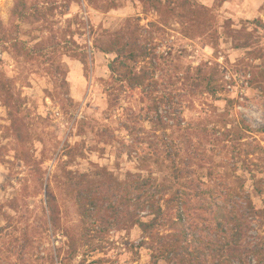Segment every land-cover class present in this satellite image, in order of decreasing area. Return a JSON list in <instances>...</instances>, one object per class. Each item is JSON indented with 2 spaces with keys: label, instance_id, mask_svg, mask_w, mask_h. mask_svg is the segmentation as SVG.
<instances>
[{
  "label": "rangeland",
  "instance_id": "374dc122",
  "mask_svg": "<svg viewBox=\"0 0 264 264\" xmlns=\"http://www.w3.org/2000/svg\"><path fill=\"white\" fill-rule=\"evenodd\" d=\"M125 43L148 54L145 89L122 88L97 48ZM72 183L97 203L87 217ZM220 210L241 228L234 254ZM155 216L178 251L135 225ZM83 233L94 252L72 257ZM188 253L264 264V0H0V264Z\"/></svg>",
  "mask_w": 264,
  "mask_h": 264
},
{
  "label": "trees",
  "instance_id": "16d2710c",
  "mask_svg": "<svg viewBox=\"0 0 264 264\" xmlns=\"http://www.w3.org/2000/svg\"><path fill=\"white\" fill-rule=\"evenodd\" d=\"M13 15L17 18L23 17V15L19 12V6H16L13 10ZM17 45V44H15ZM115 47L114 45H112ZM129 47V49H128ZM101 52L108 54L113 53L115 54V59L109 64V69L113 76H115L117 82H119L122 86V88H126L127 90H137V89H145L147 87L148 82V72H146L142 68L137 71V65L140 62H143L147 59V53L145 50H143L141 47L138 46H130L128 43L123 44L119 48H111L106 49L103 47H97ZM74 184V183H72ZM78 185V184H74ZM75 193V200L76 205L81 213V216L87 217L91 212L93 211L97 205L96 201L93 200V198H89L88 200H83L82 198V190L79 188V185L76 186ZM176 196V195H175ZM117 203L110 201L109 207L111 210H113V217L115 218V221L119 219L118 216V209H117ZM223 212V213H222ZM89 213V214H88ZM152 213H156L157 216L161 214V210L158 207V209H155V206L153 207ZM157 216H155L154 219H152L150 222H144L142 219L137 220L135 225L140 229V231L143 234L144 239H151L154 242L157 243L159 250L157 251L159 255L163 256L164 254L169 255L172 253V251H178L181 247L179 245V239H176L172 242V245H164L163 239L164 238H156V236L153 235V231L155 229V225L157 222ZM235 217L231 213H225L224 211L220 210L218 214L214 217V227L217 229V231H220L223 233V235H227L230 239L229 241V247L231 252L236 253L237 247L240 244L242 233L241 228L237 227V225H233L230 229H226L225 221H228V223L233 222ZM58 217L56 215L52 216V224L55 227H58ZM85 240V241H84ZM69 251L71 253V256L76 257L79 253V249L82 247H85L87 249L86 252L91 253L94 252V249L91 251H88L92 247V240H90L87 233H83L78 239L71 240L69 238ZM187 257V258H186ZM158 263V262H157ZM179 264H201L198 262L197 258H195L191 253H188L185 255V257L182 258V260L179 262ZM260 264V263H259Z\"/></svg>",
  "mask_w": 264,
  "mask_h": 264
}]
</instances>
